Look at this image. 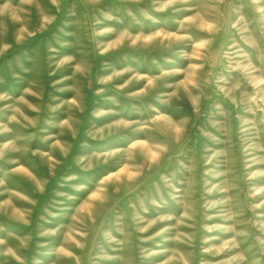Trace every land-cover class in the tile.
Returning a JSON list of instances; mask_svg holds the SVG:
<instances>
[{
	"label": "rangeland",
	"instance_id": "1",
	"mask_svg": "<svg viewBox=\"0 0 264 264\" xmlns=\"http://www.w3.org/2000/svg\"><path fill=\"white\" fill-rule=\"evenodd\" d=\"M0 264H264V0H0Z\"/></svg>",
	"mask_w": 264,
	"mask_h": 264
}]
</instances>
